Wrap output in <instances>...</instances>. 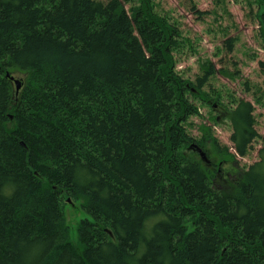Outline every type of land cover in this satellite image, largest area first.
I'll return each mask as SVG.
<instances>
[{
    "label": "trees",
    "instance_id": "trees-1",
    "mask_svg": "<svg viewBox=\"0 0 264 264\" xmlns=\"http://www.w3.org/2000/svg\"><path fill=\"white\" fill-rule=\"evenodd\" d=\"M152 1L0 0V264H264V149L233 169L259 138L254 107L228 115L232 153L190 137L200 97ZM206 142L217 164L192 147Z\"/></svg>",
    "mask_w": 264,
    "mask_h": 264
},
{
    "label": "rangeland",
    "instance_id": "rangeland-1",
    "mask_svg": "<svg viewBox=\"0 0 264 264\" xmlns=\"http://www.w3.org/2000/svg\"><path fill=\"white\" fill-rule=\"evenodd\" d=\"M152 3L157 14L179 30L175 70L193 83L192 93L200 97L191 98L198 111L187 119L185 128L190 137L199 141L204 135L200 130L208 129L232 153L228 115L239 100L253 105L254 128L259 138L253 141L252 150L245 157L236 159L233 167L239 171L248 169L260 160L258 152L264 149V79L257 65L264 60V0H153ZM227 39H233L230 51L224 43ZM209 63L215 74L197 92L194 81L206 72ZM204 150L207 160L219 162L211 155L208 142ZM218 166L223 168L222 177L231 170L225 164ZM64 212L69 237L75 241L78 223L89 216L81 211L80 202L66 205Z\"/></svg>",
    "mask_w": 264,
    "mask_h": 264
},
{
    "label": "water",
    "instance_id": "water-1",
    "mask_svg": "<svg viewBox=\"0 0 264 264\" xmlns=\"http://www.w3.org/2000/svg\"><path fill=\"white\" fill-rule=\"evenodd\" d=\"M5 77L10 78V80L13 82L14 87L16 89V92H18L22 86V81L18 78L12 77L10 76L8 73L5 74ZM192 147L194 148V150L199 154V157H201V159L203 160V162H207V158L205 156V154L202 152L201 149H199L196 145H192ZM68 203H70V200H68Z\"/></svg>",
    "mask_w": 264,
    "mask_h": 264
},
{
    "label": "bare ground",
    "instance_id": "bare-ground-1",
    "mask_svg": "<svg viewBox=\"0 0 264 264\" xmlns=\"http://www.w3.org/2000/svg\"><path fill=\"white\" fill-rule=\"evenodd\" d=\"M126 7V6H125ZM129 8V6L127 5V7H126V9H128Z\"/></svg>",
    "mask_w": 264,
    "mask_h": 264
}]
</instances>
